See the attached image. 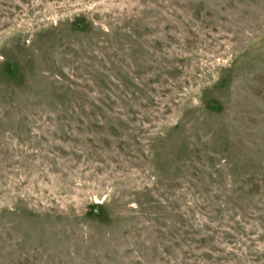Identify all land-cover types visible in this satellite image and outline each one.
<instances>
[{"label": "rangeland", "instance_id": "1", "mask_svg": "<svg viewBox=\"0 0 264 264\" xmlns=\"http://www.w3.org/2000/svg\"><path fill=\"white\" fill-rule=\"evenodd\" d=\"M0 264H264V0H0Z\"/></svg>", "mask_w": 264, "mask_h": 264}]
</instances>
